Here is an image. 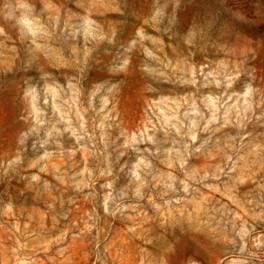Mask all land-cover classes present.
I'll return each mask as SVG.
<instances>
[{"label": "rangeland", "instance_id": "rangeland-1", "mask_svg": "<svg viewBox=\"0 0 264 264\" xmlns=\"http://www.w3.org/2000/svg\"><path fill=\"white\" fill-rule=\"evenodd\" d=\"M0 264H264V0H0Z\"/></svg>", "mask_w": 264, "mask_h": 264}]
</instances>
